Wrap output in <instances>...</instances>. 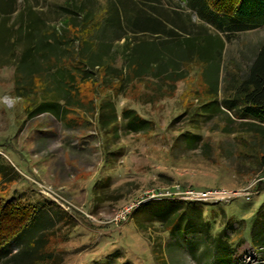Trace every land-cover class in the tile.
<instances>
[{"label":"rangeland","instance_id":"1","mask_svg":"<svg viewBox=\"0 0 264 264\" xmlns=\"http://www.w3.org/2000/svg\"><path fill=\"white\" fill-rule=\"evenodd\" d=\"M65 1L0 0V13L12 22L17 11L29 4L57 24V7ZM132 5V0H122L119 8L124 12ZM157 6L162 17L176 23L190 12L181 0H159ZM175 11L183 18H176ZM190 19L201 21L195 12ZM263 41L264 27L226 39L222 89L243 73ZM123 42L124 38L115 40L118 46ZM4 51L0 57V197L43 205L39 201L49 196L40 191L41 184L51 187L69 208L56 203L41 210L34 229H25L0 250V264H34L46 242L52 251L47 264H264V244L255 248L250 243L252 229L264 222V170L250 149L247 152L249 133L219 129L225 115L195 121L194 110L207 97L200 64L187 63L186 78L174 88L165 87L166 96L151 102L147 101L150 81L134 82L124 94L103 86H93L92 92L90 86H83L88 103L96 100V94L115 102L120 127L108 136L87 107L62 117L49 112L29 117L38 104L32 100L36 94L18 95L22 73L15 71L17 62L12 63L9 49ZM124 107L149 121L137 130L126 127ZM231 117L234 125L242 120L234 113ZM189 131L201 139L188 147L184 133ZM188 189L225 190L229 195L189 200L184 197ZM162 191L178 194L140 202ZM129 204L135 205L129 217L114 221L117 211ZM221 245L231 255L224 257Z\"/></svg>","mask_w":264,"mask_h":264},{"label":"trees","instance_id":"2","mask_svg":"<svg viewBox=\"0 0 264 264\" xmlns=\"http://www.w3.org/2000/svg\"><path fill=\"white\" fill-rule=\"evenodd\" d=\"M158 1L132 0V8L121 12L122 0H66L57 7V24L29 4L17 11L12 22L0 13V33H4L3 37L0 34V57L9 49L12 63L17 62L15 71L22 73L17 80L18 95L36 94L32 100L38 104L29 117L43 112L62 117L87 107L96 113L102 132L113 136L121 120L115 102L96 94V100L89 99L88 103L83 86H90L92 92L93 86H103L124 94L132 83L150 81L153 85L147 101L151 102L166 96L165 87L174 88L177 81L186 78L187 63L200 64L207 97L194 110L198 115L195 121L225 115L219 129L229 134L249 133L247 152L250 149L264 170V42L243 73L223 89L220 86L226 39L264 24V0H181L190 10L184 13L187 21L181 23L162 17ZM191 12L199 17V23L191 21ZM175 13L176 18H183ZM206 23L215 28L214 32ZM118 38H124L121 46L115 43ZM121 113L126 127L134 130L149 121L133 108L124 107ZM231 113L242 119L237 125ZM200 139L201 135L193 131L184 133L188 147ZM39 203L43 205L0 197V250L25 229H34L40 211L56 204L48 198ZM257 226L250 239L255 248L264 244V222ZM46 243L34 264H47L51 259ZM220 249L226 250L224 257L231 255L227 247L221 245Z\"/></svg>","mask_w":264,"mask_h":264},{"label":"built area","instance_id":"3","mask_svg":"<svg viewBox=\"0 0 264 264\" xmlns=\"http://www.w3.org/2000/svg\"><path fill=\"white\" fill-rule=\"evenodd\" d=\"M39 186L41 187L40 191L42 193H44L46 196H49V199L51 201H54L55 203H57L59 206H61L65 210L69 208V207L66 208V205H65V203H63L61 196L58 193H56L53 189H51V187L41 185V184H39ZM173 190H175V189H173ZM175 191H167V192L162 191L160 193L152 192V193L146 195V197L142 198L140 200V202H144V201L148 202V200H150V199H162V198H166L169 196L172 197V195L175 196V194H178ZM184 192L183 193L185 194L184 195L185 198H187L189 200L191 199V200H198V201L209 200V199H214V198L218 199V197L220 195L221 196L229 195V193L227 191L218 190V189H203V190L188 189L187 191H184ZM58 199H60L61 202ZM134 208H135L134 204L126 205L124 208L117 211V213L114 217V221H116V222L125 221L127 219V217H129L131 211Z\"/></svg>","mask_w":264,"mask_h":264},{"label":"crops","instance_id":"4","mask_svg":"<svg viewBox=\"0 0 264 264\" xmlns=\"http://www.w3.org/2000/svg\"><path fill=\"white\" fill-rule=\"evenodd\" d=\"M206 25L208 26V27H211L212 29H214L215 30V28L210 24V23H206ZM260 27H264V24H262V25H260V26H258V27H256V28H254V29H257V28H260ZM251 30H253V29H251ZM245 31H248V30H245ZM245 31H241V32H245ZM264 42V41H263ZM262 42V43H263ZM261 43V44H262Z\"/></svg>","mask_w":264,"mask_h":264}]
</instances>
